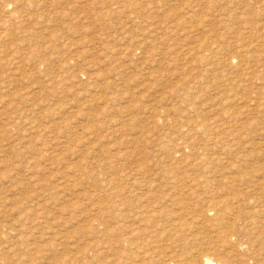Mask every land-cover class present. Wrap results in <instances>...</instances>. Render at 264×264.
<instances>
[{
  "label": "rangeland",
  "instance_id": "rangeland-1",
  "mask_svg": "<svg viewBox=\"0 0 264 264\" xmlns=\"http://www.w3.org/2000/svg\"><path fill=\"white\" fill-rule=\"evenodd\" d=\"M261 202L264 0H0V264H264Z\"/></svg>",
  "mask_w": 264,
  "mask_h": 264
},
{
  "label": "bare ground",
  "instance_id": "bare-ground-1",
  "mask_svg": "<svg viewBox=\"0 0 264 264\" xmlns=\"http://www.w3.org/2000/svg\"><path fill=\"white\" fill-rule=\"evenodd\" d=\"M5 4H6V3H5ZM9 10H12V9H9ZM5 11H6V10H5ZM12 12H13V10H12ZM6 13H7V12H6ZM17 13H18V12H17ZM8 14H9V13H8ZM10 14H11V12H10ZM10 14H9V15H10ZM9 15H8V16H9ZM14 15H15V13H12L9 17L12 18V16H13V18H14ZM17 17H19V16H17ZM11 18H10V19H11ZM15 19H16V18H15ZM17 19H18V18H17ZM12 21H13V19H12ZM203 130H204V129H202L201 131H203ZM200 134H202V133L200 132ZM203 134H204V133H203ZM210 135H211V134H210ZM210 135H207V136L209 137ZM204 137H205V136H204ZM193 140H194V139H193ZM204 140H205V139H204ZM191 142H193V141H191ZM216 142H217V140L214 139V138H212V136L209 137V138H207V139L205 140V143H204L205 148H206V147H208V148L210 147V149H211V148L213 149V148L216 146ZM194 144H195V143H194ZM202 144H203V142H202ZM184 145H185V144H184ZM181 147H182V145H181ZM202 148H203V147H202ZM178 149H179V148H178ZM210 149H209V150H210ZM203 150H204V149H203ZM208 152L210 153V151H208ZM208 152H207V153H208ZM200 153H201V152H200ZM197 154H198V153H197ZM182 157H183V156H182ZM197 157H198V156H197ZM197 157H196V158H197ZM183 158L186 159V157H183ZM218 158H219V157L216 156L215 154H213L210 158H209V157H205V156H204V157H200V156H199V158H198L199 160H198V161H202V162H203V166H204V163L207 161V162L205 163V167H206V164H207V163L209 164L210 161L213 162L214 160H218ZM186 160H187V159H186ZM189 161H190V160H189ZM189 161H188V162H189ZM191 161H192V159H191ZM191 161H190V164H191ZM193 161H194V160H193ZM193 161H192V162H193ZM181 162H183V161H181ZM202 162H201V163H202ZM194 163H195V162H194ZM186 164H187V163H186ZM197 164H199V163L197 162ZM208 164H207V165H208ZM183 165H184V163H183ZM183 165H182V166H183ZM187 165H188V164H187ZM192 165H194V164H192ZM199 165H200V164H199ZM195 167H196V166H195ZM198 167H199V166H198ZM237 174H238V173H237ZM240 174H241V173H240ZM240 174H239V176H240ZM236 177H238V176H236ZM240 178H241V177H240ZM233 179L235 180V178H233ZM205 180H206V177H205ZM231 180H232V179H231ZM238 180H240V179H237V180H235V181L237 182ZM235 181H233V183H234ZM205 182H206V181H205ZM205 182L203 183V184H205V185L209 183V182H208V183H205ZM236 182H235V183H236ZM235 183H234V184H235ZM248 184H250V183H248ZM248 184H247V185H248ZM251 184H252V183H251ZM251 184H250V185H251ZM235 186H236V185H234V187H235ZM238 188H239V187H238ZM238 188H237V189H238ZM230 189L233 191V188L230 187ZM118 190H119V189H118ZM235 190H236V189H235ZM119 193H120V192H119ZM121 195H122V193H121ZM133 195H134V194H133ZM220 195H221V194H220ZM134 196H135V195H134ZM221 196H222V195H221ZM257 196H258V195H257ZM259 196H260V195H259ZM234 198H235V197H234ZM234 198H233V199H234ZM219 200H220V199H219ZM222 200L224 201V199H222ZM222 200H221V201H222ZM217 201H218V200H217ZM223 201H222V202H223ZM236 201H237V200H236ZM238 201H239V200H238ZM238 201H237V202H238ZM237 202H236V203H237ZM250 202H251V201H250ZM213 203H214V202H213ZM216 203H217V202H216ZM227 203H228V202H227ZM246 203H247V202H246ZM224 204L226 205V203H224ZM243 204H244V203H243ZM247 204H248V203H247ZM254 204H255V203H254ZM258 204H259V205H258ZM210 205H211V204H210ZM214 205H216V204H214ZM217 205H219V204H217ZM251 205H252V203H251ZM255 205H256V204H255ZM257 205L260 206V203H257ZM261 205H262V206L264 205L263 202H261ZM197 206H198V205H197ZM197 206H196V207H197ZM207 206H208V205H207ZM262 206H260V207H262ZM209 207H210V210H211V208H213V207H211V206H209ZM215 207H216V206H215ZM218 207H219V206H218ZM249 207H250V204H249ZM219 208H220V207H219ZM246 208H248V207H246ZM255 208H256V206H255ZM258 208H259V207H258ZM208 209H209V208H208ZM214 209H215V208H214ZM248 209L251 210V208H248ZM219 210H220V209H219ZM222 210H224V208H223ZM222 210H221L219 213H221ZM257 210H258V209H257ZM213 211H214V210H213ZM215 211H216V209H215ZM259 211H260V209H259ZM259 211H258V212H259ZM263 211H264V210H262V212H263ZM240 212H242V211H240ZM253 212H254V211H253ZM116 213H117V212H116ZM121 213H122V212H121ZM215 213H216V214H219L218 211L215 212ZM250 213H252V212H250ZM255 213H256V212H255ZM216 214H215V217H218V216H216ZM221 214H222V213H221ZM225 214H226V213H225ZM257 214H259V213H257ZM115 215H116V214H115ZM120 215H121V214H120ZM234 215H235V214H234ZM243 215H245V214H242V216H243ZM252 215H254V214H252ZM259 215H260V214H259ZM262 215H263V214H262ZM113 216H114V215H113ZM121 216H124V215H121ZM126 216H127V215H126ZM228 216H229V215H228ZM245 216H246V215H245ZM249 216H250V215H249ZM255 216H256V215H255ZM255 216H254V217L252 216L251 218L253 219V218H255ZM257 216H258V215H257ZM260 216H261V215H260ZM127 217H128V216H127ZM230 217H231V216H230ZM247 217H248V216H247ZM258 217H259V216H258ZM114 218H116V217H114ZM124 218H125V216L123 217V219H124ZM220 218H221V216H220ZM234 218H235V217H234ZM236 218H237V217H236ZM238 218H239V217H238ZM240 218H241V217H240ZM242 218L244 219V217H242ZM117 219H118V218H117ZM232 219H233V218H232ZM243 219H242V220H243ZM255 219H256V218H255ZM262 219H263V218H262ZM253 220H254V219H253ZM119 221H120V220H119ZM232 221H233V220H232ZM244 221H245V220H244ZM247 221H248V220H247ZM249 221H250V219H249ZM122 222H123V220H122ZM153 222H154V221H153ZM227 222H228V221H227ZM230 222H231V221H230ZM234 222H235V219H234ZM239 222H240V221H239ZM239 222H238V223H239ZM259 222H261V221H259ZM173 223H174V222H173ZM248 223H249V222H248ZM256 223H258V222L256 221ZM256 223H255V224H256ZM69 224H70V223H69ZM100 224H102V223L100 222ZM174 224H175V223H174ZM231 224H232V222L230 223V226H231ZM242 224H243V223H242ZM242 224H239V225H242ZM90 225H91V224H90ZM118 225L120 226V222L118 223ZM177 225H178V224H177ZM228 225H229V224H228ZM232 225H234V224H232ZM235 225H237V224H235ZM260 225H261V223H260ZM92 226H93V224H92ZM95 226L97 227L98 225H95ZM100 226H101V225H100ZM251 226H252V225H251ZM93 227H94V226H93ZM96 227L93 228V229H96ZM121 227H123V226H121ZM124 227H125V225H124ZM174 227H175V226H174ZM244 227H246V226L244 225ZM258 227H259V225H258ZM98 228H99V226H98ZM100 228H101V227H100ZM100 228H99V230H100ZM117 228H118V227H117ZM176 228H178V227L176 226ZM176 228H175V229H176ZM219 228H220V227H219ZM221 228H222V227H221ZM235 228H237V226H235ZM246 228H250V227H246ZM251 228H252V227H251ZM251 228H250V229H251ZM105 229L107 230V228H105ZM105 229H103V230L105 231ZM114 229H115V228H114ZM121 229H122V228H121ZM121 229H120V230H121ZM179 229H180V228H179ZM183 229H184V227H183ZM229 229H231V228L229 227ZM238 229H239V228H238ZM243 229H244V228L241 229L242 232H243ZM116 230H117V229H116ZM129 230H130V229H129ZM217 230H218V229H217ZM225 230H226V229H225ZM225 230H224V232H223V231H222V232H219V231H218L217 233H219V235H218V234H217V235H218V237L221 236V237L223 238V240L226 241V243H227V242L229 243V240H230V239L228 238V236H227ZM234 230H235V229H234ZM236 230H237V229H236ZM236 230H235V231H236ZM241 230L239 229V232H238V231H237V232L240 234V231H241ZM244 230H245V229H244ZM246 230H247V229H246ZM246 230H245V231H246ZM107 231H108V230H107ZM127 231H128V229H127ZM175 231H177V230H175ZM235 231H234V232H235ZM245 231H244V232H245ZM256 231H257V228H256ZM260 231H261V230H260ZM129 232H130V231H129ZM228 232H229V231H228ZM231 232H232V231H231ZM231 232H230V233H231ZM258 232H259V231H258ZM263 232H264V231H263ZM123 233H124V232H123ZM133 233H134V232H133ZM177 233H178V232H177ZM238 233H237V235H238ZM175 234H176V233H175ZM178 234H179V233H178ZM241 234H242V233H241ZM247 234L249 235L248 232H247ZM252 234H253V233H252ZM255 234H256V232H255ZM257 234H258V233H257ZM257 234H256V235H257ZM118 235H119V234H118ZM127 235H128V234H126V236H127ZM183 235H184V234H183ZM183 235H182V236H183ZM212 235H213V234H211V236H212ZM229 235H232V233L229 234ZM256 235H255V236H256ZM260 235H261V234H260ZM124 236H125V235H124ZM131 236H133V235H131ZM249 236H250V237H249ZM249 236H248V237L252 239L251 234H250ZM183 237H184V236H183ZM183 237H182V238H183ZM213 237H214V236H213ZM213 237H212V238H213ZM216 237H217V236H216ZM237 237H238V236H237ZM239 237H240V236H239ZM253 237H254V236H253ZM230 238H231V237H230ZM244 238H245V237H244ZM254 238H256V237H254ZM128 239H129V238H128ZM175 239H176V238H175ZM175 239H174V240H175ZM198 239H200V238H198ZM240 239H241V238H240ZM251 239H250V240H251ZM118 240H119V241H117V242H120V241H121L120 239H118ZM133 240H134V239H133ZM135 240H136V239H135ZM179 240H181V239L179 238ZM217 240H218V239H217ZM219 240H220V239H219ZM248 240H249V239H248ZM248 240H247V241H248ZM258 240H261V239H258ZM258 240H257V241H258ZM66 241H67V240H66ZM130 241L132 242L131 239H130ZM186 241H187V240H186ZM239 241H240V240H239ZM131 242H128V244L131 243ZM135 242H136V241H135ZM135 242H132V243L135 244ZM176 242H177V241H176ZM201 242H203V241H201ZM209 242H210V241H209ZM255 242H256V239H255ZM255 242H254V243H255ZM258 242H259V241H258ZM261 242H263V241H261ZM203 243H204V242H203ZM213 243H216V242H213ZM217 243H218V242H217ZM222 243H223V241H222ZM228 243H227V245H228V248H229L230 245H229ZM230 243H231V241H230ZM236 243H237V241H236ZM249 243H250V242H249ZM249 243H248V244H249ZM254 243H253V244H254ZM65 244H66V243H65ZM136 244H137V242H136ZM204 244L208 245L209 243H208V244H207V243H204ZM231 244H232V243H231ZM256 244H257V243H255L254 245H256ZM183 245H185V244H183ZM201 245H202V244H201ZM211 245H212V242H211ZM216 245H217V244H216ZM220 245H221V244H220ZM240 245H241V244H240ZM245 245H246V244H245ZM189 246H190V245H189ZM213 246H214V245H213ZM213 246H212V247H213ZM198 247H199V246H198ZM206 247H207V246H206ZM209 247H210V246H209ZM217 247H218V246H217ZM217 247L215 246V248H217ZM233 247H234V245L232 246V248H233ZM237 247H239V246H237ZM253 247H256V246H253ZM263 247H264V245H263ZM153 248H154V247H153ZM186 248H187V247H186ZM210 248H211V247H210ZM221 248H222V247H221ZM223 248H224V247H223ZM131 249H132V248H131ZM170 249H171V248H170ZM203 249H204V248H203ZM213 249H214V248H213ZM225 249H226V248H225ZM132 250H133V249H132ZM154 250H155V249H154ZM176 250H177V249H176ZM179 250H180V249H179ZM182 250H185V249H182ZM200 250H201V248H200ZM227 250H229V249H226L225 252H227ZM238 250H239V248H238ZM240 250H241V249H240ZM249 250H251V249L249 248ZM260 250L263 251L264 249H261V248H260ZM128 251H129V250H128ZM156 251H157V250H156ZM170 251H172V250H170ZM195 251H197V250H195ZM204 251H205V250H204ZM208 251H209V250H208ZM215 251H216V249H215ZM217 251H218V250H217ZM217 251H216V253H217ZM231 251L233 252V250H231ZM236 251H237V250H236ZM244 251H245V250H244ZM246 251H247V250H246ZM252 251H253V250H252ZM252 251H251V252H252ZM130 252H131V251H130ZM172 252L175 253V251H172ZM177 252H178V251H177ZM189 252H190V250H189ZM211 252H212V251H211ZM213 252H214V251H213ZM219 252H220V251H219ZM228 252H229V251H228ZM232 252H231V253H232ZM234 252H235V251H234ZM174 253H172V254H174ZM181 253H182V252H181ZM191 253H193V254H191L190 258L188 257L189 255L186 257V258H188V259H186V260H188V262H186L187 264H218L217 261L220 260V259H218L217 261H216V260L214 261V259L211 258V257H214V256L216 255L215 253H214L215 255L213 254L214 256H209V255H207V248H206L205 253H203L202 251L193 252L192 249H191ZM220 253H221V252H220ZM235 253H236V252H235ZM237 253H238V252H237ZM240 253H241V252H240ZM242 253H245V255L247 254L246 252H242ZM242 253H241V254H242ZM262 253H264V252H262ZM172 254H171V255H172ZM187 254H188V253H187ZM211 254H212V253H211ZM248 254H249V253H248ZM252 254H254V253H252ZM184 255H185V254H184ZM184 255H183V258H180V259H182V260H180V262L183 261V259H184ZM217 255H219V254H217ZM217 255H216V256H217ZM231 255H232V254H231ZM235 255H236V254H235ZM243 255H244V254H243ZM245 255H244V256H245ZM249 255H250V254H249ZM261 255H262V254H261ZM145 256H146V255H145ZM149 256H150V255H149ZM174 256H175V255H174ZM174 256H173V257H174ZM216 256H215V258L219 257V256H217V257H216ZM233 256H234V255H233ZM241 256H242V255H241ZM246 256H247V255H246ZM71 257H72V256H71ZM170 257H171V256H170ZM221 257H222V256H220V258H221ZM229 257H230V256H229ZM229 257L226 255V256L223 257V259H222V258H221V259L224 260V262H225L226 264H231V260H230V258H232V257H230V258H229ZM235 257H236V256H235ZM248 257H249V256H248ZM250 257H252V256H250ZM75 258H76V257H75ZM163 258H164V257H163ZM176 258H177V257H176ZM241 258H242V257H241ZM245 258H246V257H245ZM245 258L243 257L242 259H245ZM257 258H258V256H257ZM73 259H74V258H73ZM78 259H79V258H78ZM165 259H166V258H165ZM171 259H172V258H171ZM173 259H174V258H173ZM177 259H178V258H177ZM259 259H261V261H262V258H259ZM259 259H257V260H259ZM143 260H144V258H143ZM236 260H237V259H235V261H236ZM251 260H253V258H251ZM160 261H162V260L160 259ZM235 261H234V262H235ZM245 261H246V259H245ZM248 261H249V260H248ZM261 261L259 262V264L261 263ZM164 262H165V261H163V263H164ZM178 262H179V261H178ZM178 262H176V264H177ZM184 262H185V261H184ZM184 262H183V263H184ZM237 262H239V258H238V261H237ZM249 262H250V261H249ZM240 263H241V261H240ZM253 263H254V262H253ZM165 264H166V263H165ZM167 264H168V263H167ZM178 264H179V263H178ZM241 264H247V263H245V262L242 261ZM254 264H255V263H254ZM257 264H258V263H257Z\"/></svg>",
  "mask_w": 264,
  "mask_h": 264
}]
</instances>
